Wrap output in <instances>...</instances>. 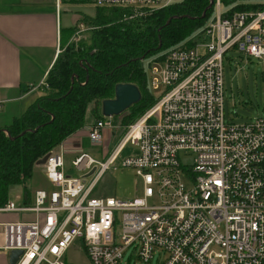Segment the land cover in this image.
<instances>
[{"label":"built area","instance_id":"built-area-1","mask_svg":"<svg viewBox=\"0 0 264 264\" xmlns=\"http://www.w3.org/2000/svg\"><path fill=\"white\" fill-rule=\"evenodd\" d=\"M95 8L120 9L123 20L160 10L180 0H84ZM212 18L188 46L167 50L151 68L153 105L126 125L103 161L77 148L70 165L91 180L64 172L61 148L42 164L46 187L28 206L6 202L0 214L31 213L33 220L0 222L5 255L20 251L15 264H67L75 244L84 262L119 264L127 249L147 264H264V119L225 123L222 62L228 51L264 58V4L226 11L215 0ZM85 28L77 25V33ZM45 87V84H43ZM91 145L106 148L103 131L116 126L99 116L84 127ZM119 131V133H120ZM111 137V136H110ZM132 154L121 159L125 145ZM191 155L184 165L182 154ZM138 178V198L90 197L96 181L116 167Z\"/></svg>","mask_w":264,"mask_h":264},{"label":"trees","instance_id":"trees-1","mask_svg":"<svg viewBox=\"0 0 264 264\" xmlns=\"http://www.w3.org/2000/svg\"><path fill=\"white\" fill-rule=\"evenodd\" d=\"M80 1L84 0H68ZM209 1L180 0L132 20L122 19L123 10L99 9L88 21L87 43L80 40L65 46L59 41L62 50L44 80L46 94L0 128V206L7 201L9 185H21L22 197L26 196L34 164L82 128L90 103L92 115L99 118L98 105L113 98L115 85L132 84L140 93L129 112L118 115L123 125L133 122L135 112L154 103L146 90L142 62L158 55L161 58L169 48L200 30L213 14Z\"/></svg>","mask_w":264,"mask_h":264},{"label":"rangeland","instance_id":"rangeland-1","mask_svg":"<svg viewBox=\"0 0 264 264\" xmlns=\"http://www.w3.org/2000/svg\"><path fill=\"white\" fill-rule=\"evenodd\" d=\"M211 7L214 14V5L215 0H211ZM220 7L226 11H239L245 9V7L256 5V3H263L264 0H218ZM76 4H80L78 9L86 17H82L77 24L81 23L84 28H87L86 31L79 34L78 39L75 43L82 40L87 43L89 38L90 23L88 21L95 17L97 11L102 8H95L91 6L86 1H80ZM243 8V9H242ZM82 10V11H81ZM212 14V16H213ZM210 17V19L212 18ZM199 29L195 30L196 32ZM194 31V32H195ZM192 37L191 35L186 37L181 42L172 46H188L191 44ZM169 48V49H171ZM160 55L147 59L142 62L143 72L145 74L146 80V90L148 94L155 101L157 95L161 91V87L152 89V80H159L157 74L151 75V68L159 71V64L153 63L160 60ZM159 57V58H158ZM222 83H223V92H222V112L223 120L225 123H244L250 120L261 118L264 119V58L263 59H253L246 58L235 51H228L223 56L222 62ZM32 98V95L30 96ZM33 102V101H32ZM100 104V103H99ZM153 103L145 108L140 113L135 112L136 116H133V121L144 111L150 108ZM93 104L90 103L88 109H92ZM99 110V105H98ZM129 111L126 110L121 115L127 114ZM88 118V114L86 119ZM112 123L116 126V131L114 130L113 136L110 132V136L106 141L107 147L101 149L100 146L91 145L89 141L80 137L77 138L79 132H74L69 135V151L63 157L65 172L69 176L81 177L85 175V172L78 171L73 169L70 165L71 160L74 158L75 153L78 151L77 148H80L90 158L96 161H103L108 153L113 149L116 143L119 141L122 131L119 133V129H123L126 125L121 124L120 116L114 118L112 117ZM84 125V124H83ZM83 131V136H85L84 127L81 128ZM118 130V131H117ZM81 131V132H82ZM65 138V139H66ZM80 141V142H79ZM62 143L57 149L62 148L64 144ZM63 149V148H62ZM52 150H56L55 148ZM134 148L127 144L121 151L119 158L121 159L125 156L132 154ZM63 152H65L63 150ZM184 165L191 163V155L182 154L179 156ZM43 169L34 168V171L31 172L30 179L26 182V187L28 189L33 188L36 185H44L43 178ZM91 176L85 179V183L88 184L91 180ZM41 186V187H42ZM141 193L140 182L137 177H135L133 171L128 168L116 167L114 170L110 169L106 171L95 183L90 197L96 198H107L111 197L118 201H128L134 198H138ZM22 194L21 185H9L7 188V201H14L16 204L19 203L15 197H19ZM83 260V254L75 249V244H73L64 254V262L67 264L79 263ZM162 256L157 255L147 264H161ZM119 264H142L136 258L135 251L132 249H127L120 259Z\"/></svg>","mask_w":264,"mask_h":264},{"label":"crops","instance_id":"crops-1","mask_svg":"<svg viewBox=\"0 0 264 264\" xmlns=\"http://www.w3.org/2000/svg\"><path fill=\"white\" fill-rule=\"evenodd\" d=\"M79 5L68 0H0V128L20 116L36 98L46 94L43 84L56 55L62 50L59 41L65 46L71 45L80 34L77 33V21L86 16L78 10ZM72 29L73 33H70ZM88 107L82 128L95 120ZM81 131V128L77 130V138H86ZM110 132L103 131L105 142ZM67 138L59 144L67 142L61 148L62 152L65 151L63 157L68 153L71 143ZM34 168H42V164H34L32 171ZM41 186L36 185L31 189L26 187V196L22 197L21 194L15 197L18 204L14 201L6 202L28 206L33 191L46 187L45 179ZM31 220V213L0 214V222ZM7 257L0 251V264H8ZM81 262H84V257Z\"/></svg>","mask_w":264,"mask_h":264},{"label":"water","instance_id":"water-1","mask_svg":"<svg viewBox=\"0 0 264 264\" xmlns=\"http://www.w3.org/2000/svg\"><path fill=\"white\" fill-rule=\"evenodd\" d=\"M212 1H209L211 6ZM168 22V21H167ZM166 24V23H165ZM140 99L138 89L132 84H117L113 88V98L100 101L99 114L104 117H115L128 110L129 107L136 104ZM46 155L43 159L35 164H43ZM92 171L83 176L87 178L91 175ZM20 251H11L7 257L8 264H15Z\"/></svg>","mask_w":264,"mask_h":264}]
</instances>
